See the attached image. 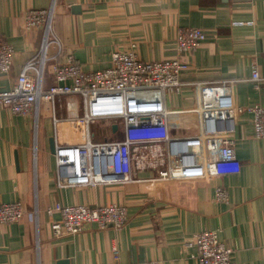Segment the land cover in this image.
Returning <instances> with one entry per match:
<instances>
[{
	"label": "crops",
	"instance_id": "crops-1",
	"mask_svg": "<svg viewBox=\"0 0 264 264\" xmlns=\"http://www.w3.org/2000/svg\"><path fill=\"white\" fill-rule=\"evenodd\" d=\"M51 5L54 33L85 72L108 69L112 53L132 43L143 62L172 61L179 57L181 30L207 35L182 57L187 70L181 90L167 100L176 139L197 135L193 110L201 86L231 81L235 110L264 106V84L255 89L251 81L254 66L264 77V0H0V40L15 50L10 72L0 75V92L16 86L24 65L39 52L43 32L26 29L27 12ZM55 52L50 45L48 53ZM46 77L44 89L55 84ZM57 111L56 117L66 116L64 109ZM74 131L72 124H59L55 143H76ZM228 135L237 165L216 179L162 182L144 172L122 187L59 189L49 148L51 106L12 114L0 104V206L19 201L25 210L19 222L0 224V264H198L189 243L205 231L231 250L233 264H264V137L253 136L251 115L236 111ZM204 154L202 145L189 146L186 156L200 160ZM218 187L227 190V203L215 200ZM55 204L124 206L128 223L104 230L89 224L76 235L55 238L51 224L60 215L46 213Z\"/></svg>",
	"mask_w": 264,
	"mask_h": 264
},
{
	"label": "built area",
	"instance_id": "built-area-1",
	"mask_svg": "<svg viewBox=\"0 0 264 264\" xmlns=\"http://www.w3.org/2000/svg\"><path fill=\"white\" fill-rule=\"evenodd\" d=\"M53 17L52 5L46 10L27 12L25 27L42 30L41 46L38 54L22 68L16 86L0 92V104L12 114H37L41 104H49L54 140L59 124L75 127L76 143H55V177L59 189L122 187L138 182L137 176L144 172L156 174V180L162 182L219 178L237 165L235 142L228 135L233 111L251 115L253 136L264 137V106L235 110L231 81L200 87L193 110L197 118L195 138L179 140L171 135L167 100L180 92L181 77L187 70L182 57L206 40L203 31L179 32L176 40L179 57L175 60L143 62L132 43L126 50L112 53L108 69L85 72L72 55L64 52L52 29ZM50 45L56 46L53 55L48 53ZM14 56V48L0 40L1 76L10 72ZM47 74L55 84L44 89ZM251 81L255 89L264 84L256 66L251 70ZM57 107L64 109L65 117H56ZM98 124L106 125L111 139H94L91 129ZM116 134L120 138H114ZM201 145L205 154L200 160L187 158L189 146ZM215 200L227 203V190L218 187ZM54 212L60 215V220L51 224L55 238L76 235L89 224L104 230L109 225L120 229L128 223L126 208L114 204H55L46 210L48 216ZM24 215L19 201L0 206L2 225L17 223ZM189 246L195 249L198 264H233L231 250L214 232L194 234Z\"/></svg>",
	"mask_w": 264,
	"mask_h": 264
},
{
	"label": "rangeland",
	"instance_id": "rangeland-1",
	"mask_svg": "<svg viewBox=\"0 0 264 264\" xmlns=\"http://www.w3.org/2000/svg\"><path fill=\"white\" fill-rule=\"evenodd\" d=\"M47 113L42 112V114L40 113L41 114L40 116L43 117V118H46ZM56 113L59 114L58 111ZM106 128L107 127H106L105 124H98V125L92 127L91 130H92L93 133H95V138L94 139L96 141L102 140L105 137H107V139H111L110 134L108 132L106 133V131H107ZM114 138L118 139V138H120V136L118 134H116L114 136Z\"/></svg>",
	"mask_w": 264,
	"mask_h": 264
},
{
	"label": "water",
	"instance_id": "water-1",
	"mask_svg": "<svg viewBox=\"0 0 264 264\" xmlns=\"http://www.w3.org/2000/svg\"><path fill=\"white\" fill-rule=\"evenodd\" d=\"M112 130L113 131L116 130V126L115 125L112 126ZM49 145H50V147H49L50 148V152H51L52 155H54V153H55V141H54V138H51L49 140ZM59 264H67V262H60Z\"/></svg>",
	"mask_w": 264,
	"mask_h": 264
}]
</instances>
